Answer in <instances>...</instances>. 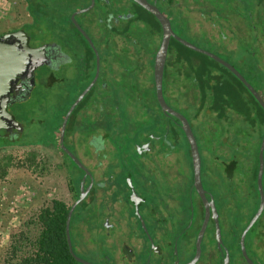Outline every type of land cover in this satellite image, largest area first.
Returning <instances> with one entry per match:
<instances>
[{
	"label": "flooded vegetation",
	"instance_id": "af4514ba",
	"mask_svg": "<svg viewBox=\"0 0 264 264\" xmlns=\"http://www.w3.org/2000/svg\"><path fill=\"white\" fill-rule=\"evenodd\" d=\"M60 1V4L65 2ZM89 2L87 0L84 7ZM147 2L169 19L178 36L190 41V34L195 38L201 35L205 40L218 44V51L198 43L197 46L233 65L264 102V83L260 79L261 70L264 74V0ZM95 6L96 13L89 18L80 21L77 13L75 19L97 49L98 73L92 86L67 118V125L77 119L79 128L70 133L66 126L63 138V143L83 164V169L62 149L59 134L65 112L95 75L96 57L90 43L70 17L68 20L72 31L63 44L53 39L42 41L33 38L25 29L26 22L21 27L0 33L20 30L19 34L9 39L16 40L23 48L28 47L32 60L30 70H33V78L29 72L24 73L14 83L13 93L7 97L10 113L9 107L14 102L30 96L36 85L35 70L38 68L48 70L45 80L49 84L65 83L70 86L60 93L55 91L53 104L46 111L43 108L37 121H44L45 124L54 121L55 126L59 121V128L51 130V134L57 133V136L51 135L49 143L52 147L56 144L62 157H68L81 172L75 182V198L79 195L82 176L87 171L83 187L90 188L80 202L78 222L70 228L77 234V237L71 235L72 243L73 237L75 240L77 238L80 241L78 247L98 260L91 261L95 264H186L196 254L197 241L200 252L192 264H224L226 255L228 264H233L236 257L237 264H250L242 251L240 239L244 228L258 210L259 183L264 197V147L258 179L259 148L264 135L263 106L231 69L203 52L194 50L197 53L193 58L196 70L185 71L181 67L172 70V75H169V70L164 72L165 61L163 96L170 107L186 117L193 132L200 157V185L197 186L191 148L181 121L162 111L155 94L153 64L162 36L160 21L137 0H94L90 9ZM73 11L70 10L69 15ZM137 29L151 38L152 47L150 52L139 50L138 57H135L140 43L139 38L133 36ZM92 36L102 42V46L105 45L103 38H106V42L112 44L111 51L104 53L103 57ZM219 51L225 56L220 55ZM120 53L127 61L135 57L139 63L145 62L139 65L140 80L143 82L140 88L147 91L148 99V90L153 92L163 117L159 118L163 120L160 127H154L157 124L155 121L151 124L145 122L139 112L143 109L139 108L147 107V98L144 105H137V100L132 103L134 98H141L140 90L133 94V99L127 97L124 119L116 120V82L120 79L119 69L128 68L115 60ZM109 59L111 64L107 67ZM150 70L151 79L148 75ZM165 76L169 87L167 93L172 98L178 97L180 89L188 92L192 98L196 111L192 119L194 125L202 121L203 113L210 115L205 128H200L202 134H209L202 142V134L197 135L191 120L166 100L163 87ZM96 84L99 85L97 88ZM82 85L86 86L73 98L68 96L72 87ZM84 97L87 105L82 104L79 115H76L75 108ZM217 104L224 107H217ZM133 106L139 107V114L133 111ZM109 121L121 123L123 133L127 126L133 127V124L143 127L136 129L135 135L128 138L125 147L120 149L113 143L112 124H108ZM11 130L8 129L2 136L8 143L31 144L18 142L21 133L11 134ZM36 143L46 144L42 141ZM70 143L74 149L68 145ZM63 162L61 164L68 170L66 160ZM75 209L73 212H77ZM243 241L245 253L252 263L264 264V205L247 229Z\"/></svg>",
	"mask_w": 264,
	"mask_h": 264
},
{
	"label": "rangeland",
	"instance_id": "374dc122",
	"mask_svg": "<svg viewBox=\"0 0 264 264\" xmlns=\"http://www.w3.org/2000/svg\"><path fill=\"white\" fill-rule=\"evenodd\" d=\"M21 1H23L25 7ZM21 1L0 0V33L21 27L26 22L27 25L25 24V29L32 35L33 38L42 41L53 39L60 44H63L64 39L68 34H70L69 32L72 31L68 20L70 17V10H78L87 4V0H65L64 4H60V0H28L30 1V7L33 10L41 11V13L36 16L34 13H32V15L29 13V5H27L28 1ZM249 9L253 8L250 7ZM96 10L95 6L88 11L78 13L76 17L82 21L83 19H87L92 16V14H95ZM33 19L35 22L32 23ZM28 23L30 25H28ZM142 32L143 31L140 29L134 31L135 35L133 36L139 38L140 42L138 44L137 54L135 57H138L139 50L142 52H150L152 47L151 38L144 36ZM74 33H76V31ZM188 38L196 45L200 44L203 47L212 49L213 51H218L220 49L218 44H213L210 41L205 40L201 37V35L200 38H195L194 35L190 34ZM93 40L96 43V46L99 47V53H101L103 57L104 53L107 54L111 51L112 44H108L106 42V38H103L105 42L104 46L101 45L102 42L100 43L96 37H93ZM177 47L181 48L180 45L174 43L171 48L175 49ZM184 49L186 48L183 47L182 52H186L187 55L191 54L192 57L197 54L194 51L188 49L185 51ZM171 53L172 52H169L168 57ZM219 53L220 55L225 56L220 51ZM135 57L127 61L125 60L124 54L120 53L119 57H116L115 59L117 62L120 61L121 66L128 67L125 70L122 68L119 69L120 79L118 78V81L116 82L118 88V97L115 99L118 108L114 109L116 120L124 119L123 111L125 109L124 104L128 100L127 97L133 99V94L137 90H140L139 92L141 93V98H134L132 103L137 100V105L140 103L141 105H144L146 103L145 100L147 101L148 99L147 91L140 88L143 82L140 80L141 75L139 74V65L145 62L139 63ZM110 64L111 61L109 59L107 67ZM183 64L185 63H182L181 65ZM183 68H186V65H184ZM178 69L179 66H173L171 64L166 65L165 67L166 71L169 70V75L170 73L172 75V70L176 71ZM47 71L48 70H42L41 68L35 70L36 85L34 86L30 96L27 99L14 102V104L9 107L10 111L15 115L17 120L22 122L24 125L21 135L17 138V140H19L18 142L31 144H11L8 143L5 138L0 136V264H20V259L32 251L33 246L31 241L37 236L40 230V225L37 220V215L40 209L44 206H48L51 203L52 198H59L64 200L67 204H70L76 195L75 187L72 186L70 179L73 181L76 177L77 180V177L81 175L80 170L74 166L70 159L66 158L64 154V158L62 157L56 149V144L52 147L51 143H49L51 135L57 136V133L51 134V130H54V127L56 130L59 128V121L57 122V126H55L54 121H52V123L47 121L46 124L44 121H37V119L41 117L43 108L46 111L53 104V101L55 100V91L60 93L62 89H65V87L67 89L70 87L69 84L65 85V83L62 85L58 83L53 85L49 84L48 80H45ZM148 75L151 79V70ZM163 81L166 100L169 104L182 111L193 124L192 119L196 111L195 105L191 102L192 98L189 96L188 92L180 89V91H178V97L172 98L167 93L169 89V87H167V76L164 77ZM98 86L99 85L96 84L95 88ZM188 86L189 85H186V87ZM60 87H62L61 90L59 89ZM82 87L83 85L72 87V90H69L68 96L73 98L75 93H77ZM94 94H96V92ZM148 97L149 102H147L146 108L145 105L141 108L133 106V111L136 114H139L140 112L145 122L148 121L151 124L155 121L157 124H155L154 127H160L162 119L159 118L163 117L161 116L160 108L156 104L153 92H150V89L148 90ZM82 104L85 106L86 97L83 98L80 105L76 106V115H79L78 110H80ZM138 108L143 109L139 110ZM216 111H218V109ZM209 116L210 115H207V113H203L201 116L202 118H200L202 121L195 122L199 129H197L196 125L193 124L197 135H199V133L202 134L200 128H205V123H207ZM110 119L115 120L113 117H110ZM110 123L112 124L111 130L113 132L111 133V136L114 137L113 143L116 146H119L120 149L125 147L128 138L135 135L136 129L139 130V127H143L141 124H133V127L127 126L125 128L127 133H123V126L121 123L117 124L109 121L108 124ZM79 125L80 123L77 119L73 122L70 121L67 125V132L71 133L73 130H77ZM83 137L85 138V134ZM201 137L202 142L204 137H209V134H202ZM38 141L45 142L46 144L40 145L36 143ZM70 141H72V139H70ZM104 144L106 145L105 142ZM68 145H72L70 147L73 148L72 143ZM75 152L77 154V151ZM78 156L80 157V155ZM64 159L67 162L69 172L72 174H70L66 167L61 164ZM80 202L78 203L79 205H77L81 209ZM70 231L71 235L77 237L73 228ZM74 237L72 245L76 253L85 259L97 262L98 260L95 259L92 254L87 252L85 249L78 247L80 241L77 240V238L75 240ZM250 238H253V233L250 234L249 239ZM233 261V264H237V257L236 259L233 258Z\"/></svg>",
	"mask_w": 264,
	"mask_h": 264
},
{
	"label": "water",
	"instance_id": "95a60500",
	"mask_svg": "<svg viewBox=\"0 0 264 264\" xmlns=\"http://www.w3.org/2000/svg\"><path fill=\"white\" fill-rule=\"evenodd\" d=\"M142 5L148 7L158 18V20L161 23L162 28V36L159 43V46L155 52L154 55V64H153V77H154V84H155V94L157 101L162 109L163 112L166 114H171L176 116L182 124V129L184 130V133L187 137V140L189 142L190 148H191V154H192V163H193V169H194V181L197 184V186L200 185V157L196 145V141L193 135V132L191 130V127L186 119V117L175 110L174 108L170 107V105L167 104V102L164 99L163 91H162V77H163V70L164 65L166 61L167 56V50L169 46V41L171 37H174L176 40L184 44L185 46L189 47L190 49L197 50L200 52H203L207 54L208 56H211L212 58H215L219 62H221L223 65L231 69L249 88V90L253 93V95L256 97V99L260 102V104L264 108V102L260 95L254 90V88L251 86L250 83H248L245 78L234 68L233 65L225 61L224 59L220 58L218 55L205 50L203 48H200L199 46L195 45L194 43L178 36L174 30L171 27L169 19L160 12L156 7L152 6L147 2V0H137ZM94 5V0H90L89 4L86 7L80 8L78 10H75L71 13L70 18L73 21V23L77 26V28L80 30V32L85 36V38L90 43L95 57H96V70L95 75L92 78V80L89 82V84L79 93L78 97L74 100V102L69 106L67 111L64 114V117L61 122L60 126V134H59V140H60V146L62 149L67 153V155L73 160V162L80 168H84L83 164L79 161V159L65 146L63 143L65 128L67 126V118L75 105L82 99L84 94L88 91V89L92 86L94 83L97 73H98V66H99V55L97 52L96 47L94 46L92 40L87 35V33L80 27L78 22L75 19V15L80 12H84L88 9H90ZM20 30L17 31H10L3 33L0 35V136H4L5 133H7L8 129H12L9 133L11 134H19L23 130V123L18 122L15 118V116L10 113L7 109L8 102L7 97L10 96L13 93V86L16 81L20 79V77L26 73L29 72L33 78V70H30L32 64H31V58L30 54L28 53V47L23 48L20 43H18L16 40L12 41L9 39L10 36L19 34ZM28 73V74H29ZM264 147V135L260 144L259 148V155H260V170L258 179H260L261 174V168H262V150ZM87 171L82 176V180L80 181L79 185V195L77 198L73 200V202L70 204L66 219H65V237L66 242L68 246V250L70 254L78 261L84 263V264H95L78 254L73 249L72 240H71V234H70V220L71 215L73 213V210L75 209L76 205L84 198V196L87 194L88 189L90 186H87L85 189L83 187V180L86 176ZM260 182V180H259ZM260 188V204L258 207L257 212L255 215L251 218L247 226L244 228L242 235H241V247L244 255L246 256L247 260L250 264H253L252 261L247 257L244 249V235L247 231V229L250 227V225L255 221L258 214L263 208L264 205V197L262 193V188L259 183ZM200 247H199V241L196 243V254L194 258L186 263V264H192L199 256ZM224 264H228L227 255L225 256Z\"/></svg>",
	"mask_w": 264,
	"mask_h": 264
},
{
	"label": "trees",
	"instance_id": "16d2710c",
	"mask_svg": "<svg viewBox=\"0 0 264 264\" xmlns=\"http://www.w3.org/2000/svg\"><path fill=\"white\" fill-rule=\"evenodd\" d=\"M28 9L31 15L32 13H34L36 16H38L41 13V11L33 10L30 5ZM174 43L180 45L181 48L177 47L175 49H172L171 47L174 45ZM183 47L188 50L194 51L184 46L174 38L170 39L167 51L166 65H177L179 66V68L186 65V68H184L183 70H196L193 63L194 57H192L191 54L187 55L186 52H182ZM186 49L184 50L187 51ZM169 52L172 53L168 57ZM182 63L185 64L181 65ZM164 72L166 73V70H164ZM260 79L261 82L264 83V74L262 70L260 71ZM221 97L223 98V93H221ZM217 107L223 108L224 106L222 104H217ZM79 176L77 177V179L79 178ZM73 182L74 183H72V186L77 188V185L75 183L76 177L75 180L73 179ZM78 205L75 209V211L77 212H73L71 215L70 228L72 227V225H76L78 222L80 216L78 214L80 212V208L78 207ZM69 206L70 204H67L64 200H61L59 198H52L51 203L48 206H44L40 209L37 215V220L40 225L39 233L31 241V244L33 246L32 251L20 259V264H84L76 260L68 250L65 237V219Z\"/></svg>",
	"mask_w": 264,
	"mask_h": 264
},
{
	"label": "crops",
	"instance_id": "0c3cea01",
	"mask_svg": "<svg viewBox=\"0 0 264 264\" xmlns=\"http://www.w3.org/2000/svg\"><path fill=\"white\" fill-rule=\"evenodd\" d=\"M21 1V0H20ZM22 2V4L24 5V3H23V1H21ZM29 3H30V1H29ZM29 3H27V5H30ZM24 7H25V5H24ZM73 182V181H72Z\"/></svg>",
	"mask_w": 264,
	"mask_h": 264
}]
</instances>
